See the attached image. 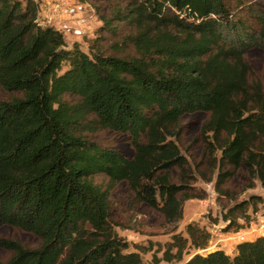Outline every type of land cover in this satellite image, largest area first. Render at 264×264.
Instances as JSON below:
<instances>
[{"label":"trees","instance_id":"obj_1","mask_svg":"<svg viewBox=\"0 0 264 264\" xmlns=\"http://www.w3.org/2000/svg\"><path fill=\"white\" fill-rule=\"evenodd\" d=\"M245 5L259 27L235 18L230 0H120L105 13L97 4L101 25L85 50L42 22L37 0H0V228L40 240L32 248L0 237L12 253L0 264H144L115 229L110 191L120 182L171 223L200 197L188 193L198 178L214 179L227 230L245 227L264 204L262 194L240 198L264 189V89L249 58L264 49V11ZM194 112L208 119L203 158L192 163L179 123ZM93 123L127 135L132 154L86 136ZM187 232L155 261L208 248L209 231L189 223ZM184 264H264V236Z\"/></svg>","mask_w":264,"mask_h":264},{"label":"rangeland","instance_id":"obj_2","mask_svg":"<svg viewBox=\"0 0 264 264\" xmlns=\"http://www.w3.org/2000/svg\"><path fill=\"white\" fill-rule=\"evenodd\" d=\"M40 7V16L44 24L52 25L62 31L69 43L80 42L83 49L87 50V39L95 38L97 29L101 25V19L96 5H117L120 0H37ZM244 0H230L235 18H242L249 27H259L257 19L252 16L244 2L242 7L238 3ZM255 8L264 11V0H249ZM106 6L101 12L105 13ZM125 33H132L131 29H125ZM108 37L107 45L115 41V38ZM117 40V39H116ZM252 72L256 80H260L264 89V49L254 47L249 52ZM89 120L93 121L91 116ZM208 119V114L194 112L183 116L179 123V142L182 152L190 162H199L203 158V136L202 129ZM90 139L98 141L102 145L110 146L121 150L127 155L132 154L130 140L123 133L111 130H101L93 123V127L85 131ZM219 154V153H218ZM205 161V159H204ZM205 163L200 166V171H206ZM96 181L104 187L109 185L107 179L101 177ZM195 189H190L189 194H200V197L188 198L183 202V216L176 222L166 223L161 215L147 208L145 205L136 202L130 194L128 185L120 182L112 186L110 198L112 203V218L118 223L116 231L131 243L130 250H139L144 264H184L195 252L205 254L217 248L233 254L236 245L240 241L252 240L264 236V204L259 206L257 212L249 211L250 218L245 222V227L239 232L227 230V222L222 218L226 209L227 198H218L214 188L213 180L198 178L194 183ZM251 193L262 194L264 189L257 185L253 189L244 191L240 198L248 197ZM239 222H244L239 219ZM189 223L205 228L211 234L209 246L206 249L196 250L191 247L185 253L182 261L167 262L165 260L157 263L154 254L158 257L163 255L165 244L171 241L174 233L188 236L187 225ZM0 237L18 241L26 247H38L40 240L27 232L12 227L0 228ZM12 256L10 251L0 249V261H7Z\"/></svg>","mask_w":264,"mask_h":264},{"label":"built area","instance_id":"obj_3","mask_svg":"<svg viewBox=\"0 0 264 264\" xmlns=\"http://www.w3.org/2000/svg\"><path fill=\"white\" fill-rule=\"evenodd\" d=\"M239 232V231H238Z\"/></svg>","mask_w":264,"mask_h":264}]
</instances>
